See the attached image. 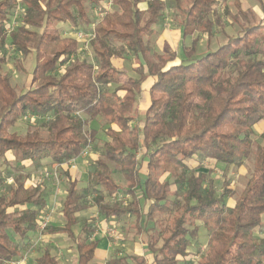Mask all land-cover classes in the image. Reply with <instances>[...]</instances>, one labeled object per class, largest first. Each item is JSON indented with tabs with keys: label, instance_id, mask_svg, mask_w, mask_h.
Masks as SVG:
<instances>
[{
	"label": "trees",
	"instance_id": "obj_1",
	"mask_svg": "<svg viewBox=\"0 0 264 264\" xmlns=\"http://www.w3.org/2000/svg\"><path fill=\"white\" fill-rule=\"evenodd\" d=\"M86 1L0 0V168L6 164L15 181L0 191V264L22 258L34 243L47 193L16 171L45 160L57 163L67 187L60 203L66 222L44 230L66 234L77 264H94L96 218L85 214L93 207L107 221L133 217L136 237L151 255L115 256L108 264H192L190 254L198 264H264V236L255 234L264 220V131L260 143L253 138L264 120V1L258 0L259 18L237 1L235 14L226 8L243 20L240 32L203 53L194 39L179 62L175 52H153L147 37L171 10L181 15L184 38L197 32L212 38L222 23L218 0H110L112 8L100 6L97 20ZM19 5L23 11L12 28ZM67 21L92 33L94 61L79 52L77 38L61 34L57 24ZM12 52L35 56L24 90L4 68ZM126 54L136 60L134 77L115 65ZM14 65L24 70L18 59ZM149 80L150 103L141 121L136 103ZM29 116L36 121L24 134L12 130ZM93 121L108 125V140L87 129ZM87 147L99 156L78 188L63 164ZM205 160L231 167L251 160L253 171L241 191L225 177L219 193ZM111 164L121 168L124 185ZM104 191L127 199L107 200ZM201 225L208 231L202 252ZM31 264L60 263L47 248Z\"/></svg>",
	"mask_w": 264,
	"mask_h": 264
},
{
	"label": "rangeland",
	"instance_id": "obj_2",
	"mask_svg": "<svg viewBox=\"0 0 264 264\" xmlns=\"http://www.w3.org/2000/svg\"><path fill=\"white\" fill-rule=\"evenodd\" d=\"M236 1L242 6L244 10H250L256 18H259L262 14V6L258 0H218V13L221 15V24H215L214 28V36L212 38H208L207 34L202 33H195L193 36L184 38L182 31H181V25L179 21L181 20L180 14H175L174 11L167 10L165 13V19L161 25H158L156 28V33L151 35L150 37H147L149 39V42L152 46V51L159 54H164L165 50L175 52L178 56V58H184V47L190 46L193 43V40H197V46L196 51L198 53H203L207 51L208 49H215L219 45H222L223 43H226L228 40V36H236L240 30H241V23H243V20H240V22H237L231 17V14H235L237 12V3ZM264 1V0H263ZM226 8L229 9L230 15H227ZM92 14L94 18L97 20L100 17H102L101 14L103 12H100V9L98 7H93ZM23 8L21 5L18 6V8L15 10L14 14L12 15L13 22H17L20 19V15L22 14ZM211 19L213 21H217V18L215 15L211 16ZM60 31L62 35H75L77 40L79 41V52L89 61H94V54L92 51V48L89 43L88 38H79L77 35L79 32H85V30L82 28V26H77L73 22H65L60 23ZM15 25L12 26V28ZM67 27H70V31ZM11 28V29H12ZM91 30L92 28H88ZM67 33V34H66ZM90 33V32H86ZM18 59L20 64L22 65L24 70H18L15 68V60ZM115 64L119 66L121 69H124L127 71V75L130 77L136 76V73L133 71L132 67L136 66V60L133 59V57L130 54H126V56H122L115 59ZM35 65V56L34 54H30L28 56L23 55H17L12 52V56L10 61L4 66L5 70L9 71L12 75L11 82L18 90H24V87L28 84L30 79V73L32 72ZM126 76H123V79ZM147 92V91H146ZM143 92L139 95V98L137 100L136 106L137 110L139 112V116L141 121L144 119L145 115V109L149 105L150 101L148 102V96L147 93ZM36 121L35 118L29 116L27 118H23L17 122V124L12 128L13 131H17L19 133H25L29 128H31ZM133 124L136 122L133 121ZM108 125L105 124V122L101 121H93L89 124L87 129H95L98 132V137L102 141L108 140V136L106 135V129ZM264 131V120L260 122L257 126L254 127V135L253 138L255 142L260 143L261 142V133ZM90 155L87 156L84 161L87 164V171L90 169L92 161L96 159L99 156V150H93L92 148H89ZM12 159V164L16 165L15 162ZM81 159H79L78 162H80ZM205 170L212 169L213 176L216 179V185L218 192L220 193L223 189L222 181L225 179V177L229 180H231L232 187L235 188L238 191H241L244 184L246 183L247 179L250 177L252 171H253V162L251 160H247L242 166L240 167H231L226 166L222 163H218L213 160H205L203 162ZM202 164V165H203ZM113 168V174L115 177V180L117 183L124 185L125 179L123 176V173L121 171V168L116 164H111ZM71 167H75L74 164L71 165ZM8 166L4 164L0 171L2 173V176L4 177V180L0 182V191H3L6 189L7 186L15 185L14 177L13 176H7V170ZM22 175H29V181L33 183H40L44 190L47 193L46 199H47V207L43 210L41 214V218L39 221V225L36 231V234L39 235V238L33 243V245L24 253V255H27L28 259H31L34 261V259L38 256H40L46 248H51L53 253L58 254L60 258V264H75V256L73 251L71 250H65L62 251L58 247V241L55 235H50L49 233H46L44 229H42L41 224L43 221L47 220L48 225H59L65 222V218L62 213H60V202L59 200L62 199L65 195V184L64 181L61 178V175L58 171V165L57 163L52 162L51 160H45L42 162L40 166H30L29 168H25L24 171L19 172L16 171V174ZM47 173L49 175L47 176ZM15 174V173H14ZM87 180L86 175L83 177V180L79 183L78 188H81L85 185ZM56 184H59V188L61 190V194L58 197L57 207L52 206V199L53 194L56 188ZM103 195L106 197L107 200H120L125 201L127 197H124L122 195H114L109 196L107 192H103ZM174 198V196H172ZM61 201V200H60ZM232 201V200H230ZM87 216L94 215L96 220L94 221L95 225V232L93 238H100L102 240H107L110 243V250H109V258L113 255H119V254H125L127 252L129 253H137L140 254L142 250L144 249L141 247V243L138 242V238L135 236V228L131 225L135 223V219L130 216H123L119 219V225L118 227L112 228V230H106L101 228L102 226V220L103 218L99 216L97 213V209L95 207L91 208L88 212L85 213ZM201 240L204 243V240L207 238L208 231L204 228V226L201 225ZM80 226H75V231L79 232ZM12 239L20 244V241L16 237L14 231L11 229L8 230ZM257 236H264V222L263 225L256 230L255 233ZM34 234H32L33 236ZM206 236V237H205ZM205 237V238H204ZM137 240V241H135ZM140 241V240H139ZM206 247L203 246L201 248V252L204 251ZM201 255V253H200ZM107 258H98L95 260V264H106ZM188 259L195 260L192 264H198L199 258L189 256Z\"/></svg>",
	"mask_w": 264,
	"mask_h": 264
},
{
	"label": "crops",
	"instance_id": "obj_3",
	"mask_svg": "<svg viewBox=\"0 0 264 264\" xmlns=\"http://www.w3.org/2000/svg\"><path fill=\"white\" fill-rule=\"evenodd\" d=\"M102 5H106L107 6V8H112V3H111V1L110 0H94V1H92V0H88V1H86V7L88 8V12H89V14H90V16L92 17V18H94V16H93V14H92V12L91 11H93L92 10V8L93 7H98V9L100 8V6H102ZM101 15H103V14H101ZM95 19V18H94ZM67 22H69V21H67ZM71 22V21H70ZM60 23H65V22H60ZM60 23H58L57 24V28L59 29V31H60ZM161 25V24H160ZM158 25H156L155 27H154V33H156V27H157ZM68 28V30H66V31H70L71 30V28L70 27H67ZM181 31H182V29H181ZM61 32V31H60ZM62 34V33H61ZM67 34V33H66ZM64 36H67V35H64ZM68 36H72V37H74V38H76L75 37V35H73V34H71V35H68ZM165 50V52H166V50L167 49H164ZM182 59V58H181ZM177 61L179 62L180 61V58H178L177 59ZM116 65V64H115ZM117 66V65H116ZM137 66V65H136ZM119 67V66H118ZM151 84H152V81L151 80H149V81H147L146 83H145V85H144V91L143 92H146L147 93V96H148V102L150 101V94H149V88H150V86H151ZM142 92V93H143ZM148 107V106H147ZM147 107H146V109H147ZM146 109H145V112H146ZM144 112V113H145ZM257 126V125H256ZM91 154V153H90ZM90 154H88V155H86V156H83V155H80L79 157H77L74 161H72V162H66V163H64L63 164V167L65 168V169H68L69 170V172H70V174L72 175V177H73V179H76V180H78L79 181V183L83 180V177L86 175V177H87V173H88V171H87V164L85 163V162H87V161H84V159L87 157V156H89ZM7 157H8V159L9 160H12V159H14V154L12 153V152H9L8 154H7ZM79 159H81V161L80 162H78L77 163V161H79ZM95 160V159H94ZM72 164H74L75 165V167H71V165ZM25 166H26V168H29L30 166H32V163L30 162H26L25 163ZM61 178H62V180L64 181V184H65V193H66V187H67V185H66V180H65V177H63V176H61ZM62 192H61V190H60V188H59V184H56V188H55V191H54V194H53V199H52V206H56L57 207V202H58V197H59V195L61 194ZM65 196V195H64ZM64 198V197H63ZM62 198V199H63ZM62 199H60V200H62ZM59 200V202L61 203V201ZM58 208V207H57ZM60 213H62V211H61V208H60ZM63 214V213H62ZM64 216V215H63ZM65 218V217H64ZM120 219V218H119ZM119 219H111V220H106L105 218H103V220H102V226H101V228H103V229H106V230H112V228H114V227H118V225H119ZM65 222H66V219H65ZM64 222V223H65ZM263 222H264V220H263ZM64 223H62V224H59V225H53V226H55V227H58V226H62V225H64ZM50 225H52V224H50ZM131 226H133V227H135V223L133 224V225H131ZM110 230V231H111ZM46 233H48V232H46ZM34 235L32 236V240L35 242L38 238H39V235H37L36 234V232L35 233H33ZM50 235H55L56 236V238H57V241H58V247H59V249H61L62 251H65V250H71V251H73V253H74V256H75V264H77V254H76V251H75V249H74V247H73V243L72 242H70L69 241V239H68V237L66 236V234H64V233H49ZM135 236H136V232H135ZM206 237V236H205ZM204 237V238H205ZM136 238H138V237H136ZM96 239H98L99 240V244H98V248H97V250H96V256H95V259H94V264H95V260L96 259H98V258H107L108 256H109V250H110V243H109V241H107V240H102V239H100V238H96ZM140 240V241H139ZM135 241H137V240H135ZM202 241V240H201ZM138 242H140L142 245H141V247L144 249V251L142 250V252L140 253V254H137V253H135V254H133V253H129V252H127V253H125V254H119V255H113V256H110L109 258H107V260H106V264H108V261L111 259V258H113V257H115V256H117V257H119V256H125V255H139V256H145V257H147L149 260H151V255L149 254V253H147V250H146V246H145V244L141 241V239H139L138 238ZM203 246H205L206 248H207V238L204 240V243L202 242V247L201 248H203ZM205 248V249H206ZM47 249V248H46ZM51 251H52V249L51 248H49ZM204 249V250H205ZM52 253H53V251H52ZM53 254H55V253H53ZM55 255H57L58 257H59V255L58 254H55ZM189 256H193V257H195V254H190ZM189 256H187V260H190V259H188V257ZM37 258V257H36ZM35 260V259H34ZM129 262H131L130 260H128ZM31 262H33V260H31V259H28V264H31ZM59 263H60V258H59ZM131 264H134L133 262H131Z\"/></svg>",
	"mask_w": 264,
	"mask_h": 264
},
{
	"label": "built area",
	"instance_id": "obj_4",
	"mask_svg": "<svg viewBox=\"0 0 264 264\" xmlns=\"http://www.w3.org/2000/svg\"><path fill=\"white\" fill-rule=\"evenodd\" d=\"M15 25V23L13 24ZM79 38H88L90 40V38L92 37V33H86V32H79L77 35ZM90 153L89 147H87L86 149H84V151L82 152L81 155L86 156ZM75 159H71L68 162H72ZM49 175V173H47V176ZM48 225V221L45 220L43 221V223L41 224V228L44 229L46 226ZM6 264H28V258L27 255H24L22 258L17 259V260H13V261H8Z\"/></svg>",
	"mask_w": 264,
	"mask_h": 264
}]
</instances>
